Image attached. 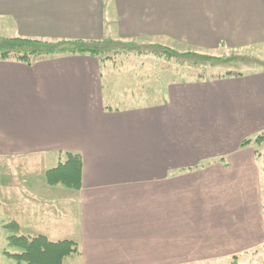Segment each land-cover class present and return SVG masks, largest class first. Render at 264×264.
<instances>
[{
    "label": "crops",
    "instance_id": "obj_1",
    "mask_svg": "<svg viewBox=\"0 0 264 264\" xmlns=\"http://www.w3.org/2000/svg\"><path fill=\"white\" fill-rule=\"evenodd\" d=\"M111 8L122 30H165L204 48L216 32L234 45L257 39L264 45V0H0V18L17 37L99 41L109 37ZM225 15L235 16L232 23L216 29ZM103 65L91 54H61L31 65L0 59V159L41 157L50 169L68 152L83 159L80 190L46 183L44 169L40 181L23 185L25 195L0 199V225L6 218V226L21 224L17 235L77 241L82 255L70 264H206L254 253L264 243V150L253 144L264 138L229 148L236 141L217 133L237 123V111L228 121L195 105L246 107L252 126L247 137L264 132V113L258 117L248 106L263 105L264 111V72L172 84L169 104L198 111L193 122L182 117L181 126L169 104L131 111L106 106L105 87L114 80L104 81ZM147 142L155 146L147 149ZM200 142L229 149L194 154L197 166L175 168L174 155L188 160ZM169 157L170 164L162 160ZM15 206L20 216H13ZM195 236L204 248L196 254L189 245Z\"/></svg>",
    "mask_w": 264,
    "mask_h": 264
},
{
    "label": "rangeland",
    "instance_id": "obj_2",
    "mask_svg": "<svg viewBox=\"0 0 264 264\" xmlns=\"http://www.w3.org/2000/svg\"><path fill=\"white\" fill-rule=\"evenodd\" d=\"M117 16V13L114 12V8H111V15H109V17L113 21L107 24L108 28L106 29V33L109 37H107L106 39L111 38L114 40L135 42L136 44L133 46H126L114 42L109 44L106 52L103 54L102 58L105 62V66L103 65V68L101 69L104 81H108L109 79L111 81L112 79L114 80L112 83H110V85L107 83V87H105V93L107 92L105 94L106 102L108 104L106 106L112 108L113 111H131L165 106V104H169L171 100L170 86L172 84L177 85L186 82L189 83L198 81L211 82L219 80L220 76L228 74H230L229 77L236 78L250 75H260L264 72V45L259 42V39L249 44L234 45L236 43H230L228 35H224L223 33L219 34L218 32H216L215 37L211 39L212 43L211 45H209L210 48H204L189 44L187 38L179 39L180 37H178L176 39L168 37L165 33V30L164 33H158L157 35H150L149 33L142 34L141 30L127 29L126 26L124 27L125 30H122L121 28H119ZM232 17L235 16L225 15L224 17L216 21L215 28L218 29L222 26L229 25L230 23H232ZM165 18L163 16V18L161 19L164 21ZM160 31L161 29L159 28L158 32ZM250 32L252 31L250 30ZM14 35L15 31L12 29L11 24L5 19L0 18V38L17 37ZM167 52L168 54H165ZM186 52H199L201 54L202 52H206L207 55L214 58L213 60L195 63L192 61L194 59L188 60L186 58L180 57V55ZM11 57L14 59L17 58L15 55H11ZM112 69L119 70L114 71ZM243 87L244 86H240L241 89H243ZM240 88H238V91L236 90L237 93L239 92V90H241ZM108 92H111V94H108ZM195 106H205L206 108H213L215 109L218 117L225 118L226 120H228V118H235L236 116H238V118L236 119L237 125L232 122L230 128H224L222 129L223 133H217L219 136L225 138L227 135H231L230 141L231 139L233 140V142L236 141V143L230 144L229 148H232L237 144L239 147L242 141L246 139L248 131H251V123L249 124L245 119L246 107L237 109L236 107L234 108V105ZM229 106H233V110L230 113H228ZM248 106L251 111H253V109H251L250 107H254V113H256L258 117H261L264 113L263 105ZM188 108L189 107L183 105L169 104V110L172 111L173 117L176 118V123L180 124L181 126H183L181 120L182 117H188L192 120V118H195L197 116V109L192 113V108ZM165 109L166 107H163V110ZM236 111L237 113L235 116ZM166 117L169 118V115L164 116V118ZM211 117L213 118L212 115ZM192 122L189 124L191 126L190 131H194V123ZM256 124H259V122H256ZM178 127L179 126H175V128ZM256 129L257 128H255V130ZM263 134L264 132H262L261 130L259 133L252 135L251 139H256L258 136H263ZM149 143L150 142H147L145 144L146 146L144 147L150 149V147L153 148L155 146V143L153 146L152 143ZM200 144L201 146L196 147L199 149L191 148V150H189L190 158L188 160L182 161L181 158L177 157L179 154L174 155L173 158H162V160H165L166 163L170 164V159L172 158L171 161L174 163L175 168L185 166L186 164H189L191 166L193 164H198L199 159L193 156L194 154H202L210 151L216 152L219 149H229L224 144L220 145L221 148H218L219 144H216L217 146L214 149L213 145L210 146L211 144L204 142H200ZM204 144H206V146H209L207 148L211 150H207V148L203 147ZM253 147L260 152L264 150V144L254 143ZM175 150H177V152L179 151L177 146L175 147ZM146 155H148V153ZM261 159H264V156L261 157ZM52 160L53 159H47V161L50 163L52 162ZM3 161L4 160L0 159V199L6 200V198L9 197H20L22 195H25L26 190H24L25 186L23 185L28 184L30 188L31 185H33L32 182L40 181L43 177L41 172L42 170L44 171V169L47 170L45 172V181L46 183L50 184L46 180V173L50 168L45 163V158H24L8 160L10 162ZM206 164H208V162ZM25 180H30V184ZM60 184L70 189L80 190V188L82 187V180L81 185L77 188H73L69 184L65 183ZM50 185L56 184L51 183ZM20 209L21 207L15 206L13 216H18V214L20 216ZM2 213H4V210ZM16 224L18 225L19 229V226L21 224H18L17 222ZM7 233L5 218L4 220H2V225H0V264H15V261L6 254V251H15L16 253H18L20 252V250L9 246L10 241L9 235H7ZM178 234H180L184 241H190V237L185 234L182 235V232ZM48 240L51 239L48 238ZM64 240H70L77 244V252H74L64 258V264H70V261H75L76 257H81L82 250L79 243L75 240L62 239L58 241ZM198 240L199 239L197 238V236L192 237L191 243L189 244L192 247L191 252H194V254H196L198 250L201 251L202 249H204L203 247L200 248L201 246H199ZM195 242L197 243V245L194 247ZM213 262H208L206 264H263L264 243H262V245H260V247L252 254H234L229 259ZM76 264L78 263L76 262Z\"/></svg>",
    "mask_w": 264,
    "mask_h": 264
},
{
    "label": "trees",
    "instance_id": "obj_3",
    "mask_svg": "<svg viewBox=\"0 0 264 264\" xmlns=\"http://www.w3.org/2000/svg\"><path fill=\"white\" fill-rule=\"evenodd\" d=\"M110 40V41H109ZM116 42L126 46H133L135 42L122 40L104 39L99 41H87L82 39L73 40H47L25 37L0 38V59H14L15 55L19 60L31 65L38 60L61 54H91L100 57L103 61V54L106 52L109 44ZM124 49V48H122ZM163 53V52H161ZM165 54H168L165 53ZM180 57L192 60L195 63L213 60L206 52H186ZM220 76L219 79L228 77ZM263 136L256 139L247 137L242 141L240 148L250 145L253 141L259 142ZM68 158L57 167L48 170L46 180L51 184L65 183L73 188L81 185V176L83 169V159L77 152H68ZM12 231L9 236V246L19 249L20 252L6 251V254L15 261V264H64V258L74 252H77V244L70 240L51 241L46 236H25L17 235L18 229L16 222H11L6 226Z\"/></svg>",
    "mask_w": 264,
    "mask_h": 264
}]
</instances>
